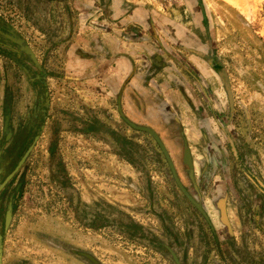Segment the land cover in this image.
<instances>
[{
	"label": "crops",
	"instance_id": "0c3cea01",
	"mask_svg": "<svg viewBox=\"0 0 264 264\" xmlns=\"http://www.w3.org/2000/svg\"><path fill=\"white\" fill-rule=\"evenodd\" d=\"M205 2L0 0V264H264V63Z\"/></svg>",
	"mask_w": 264,
	"mask_h": 264
},
{
	"label": "rangeland",
	"instance_id": "374dc122",
	"mask_svg": "<svg viewBox=\"0 0 264 264\" xmlns=\"http://www.w3.org/2000/svg\"><path fill=\"white\" fill-rule=\"evenodd\" d=\"M232 1L235 3L230 4L227 0H206L208 17L219 18L218 31L225 37L234 36L236 42H240L236 44V48H232L235 56H240L237 58L238 62L248 61L249 58L254 64L264 63V0ZM241 37L244 40L248 38L246 43L251 51Z\"/></svg>",
	"mask_w": 264,
	"mask_h": 264
},
{
	"label": "flooded vegetation",
	"instance_id": "af4514ba",
	"mask_svg": "<svg viewBox=\"0 0 264 264\" xmlns=\"http://www.w3.org/2000/svg\"><path fill=\"white\" fill-rule=\"evenodd\" d=\"M248 61H243V62H241V65H243L242 67V69H241V75H243L246 79H251L252 81H254V79H253V77H252V70H251V68H250V65L248 66V65H246V64H250V63H247ZM246 68H248V69H246ZM250 70V71H249ZM263 78H264V76H263ZM236 86L237 87H240L241 85H239V84H236ZM260 86L262 87V88H264V79H263V83H261L260 84ZM241 88V90L244 88L243 87V85H242V87H240ZM239 102V101H238ZM240 105H242V103H240ZM243 107V106H242ZM243 109H246L245 107H243Z\"/></svg>",
	"mask_w": 264,
	"mask_h": 264
},
{
	"label": "water",
	"instance_id": "95a60500",
	"mask_svg": "<svg viewBox=\"0 0 264 264\" xmlns=\"http://www.w3.org/2000/svg\"><path fill=\"white\" fill-rule=\"evenodd\" d=\"M153 135L155 136L156 140L158 141L159 145L161 146V148H162V150H163V152H164V154H165V156H166V158H167V161L169 162V165H170V167H171V170H172L173 174L176 176V171H175V168H174L173 162H172V160H171V158H170V156H169L168 151L165 149L164 145H163L162 142L160 141V139H159V137L157 136V134L154 133ZM177 182L179 183L178 180H177ZM182 189H183V188H182ZM183 190H184V189H183ZM198 208H199V207H198Z\"/></svg>",
	"mask_w": 264,
	"mask_h": 264
},
{
	"label": "bare ground",
	"instance_id": "6f19581e",
	"mask_svg": "<svg viewBox=\"0 0 264 264\" xmlns=\"http://www.w3.org/2000/svg\"><path fill=\"white\" fill-rule=\"evenodd\" d=\"M230 4H234L235 2L232 0H227Z\"/></svg>",
	"mask_w": 264,
	"mask_h": 264
},
{
	"label": "trees",
	"instance_id": "16d2710c",
	"mask_svg": "<svg viewBox=\"0 0 264 264\" xmlns=\"http://www.w3.org/2000/svg\"><path fill=\"white\" fill-rule=\"evenodd\" d=\"M260 42V39H257Z\"/></svg>",
	"mask_w": 264,
	"mask_h": 264
}]
</instances>
